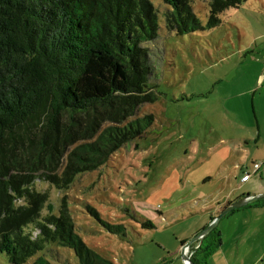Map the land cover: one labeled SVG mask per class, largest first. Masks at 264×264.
<instances>
[{
  "label": "trees",
  "instance_id": "obj_1",
  "mask_svg": "<svg viewBox=\"0 0 264 264\" xmlns=\"http://www.w3.org/2000/svg\"><path fill=\"white\" fill-rule=\"evenodd\" d=\"M161 1L160 16L150 0H0V253L10 264H54L53 247L72 251L75 264H113L83 242L64 199L55 214L33 187L68 189L151 128L152 114L137 115L159 99L149 44L160 23L176 36L208 31L247 0H209L204 24L189 0ZM220 244L215 228L192 262L206 264Z\"/></svg>",
  "mask_w": 264,
  "mask_h": 264
},
{
  "label": "rangeland",
  "instance_id": "obj_2",
  "mask_svg": "<svg viewBox=\"0 0 264 264\" xmlns=\"http://www.w3.org/2000/svg\"><path fill=\"white\" fill-rule=\"evenodd\" d=\"M150 1L160 16L168 7ZM189 1L204 24L209 0ZM220 18L219 26L185 36L160 23L159 39L149 44L154 67L149 82L159 99L137 115L154 116L146 134L97 170L79 175L68 189L35 181L34 190L48 195L55 214L63 199L68 203L83 242L113 264H182V241L206 228L212 205L262 194L254 182L233 180L239 171L232 166L240 163L251 175L253 159L264 165V136L257 150H246L242 142L246 123L256 121L254 93L255 112L264 123L263 91L255 84L264 74V0H247ZM252 177L261 183L259 174ZM87 208L103 222L123 225L125 234L107 232ZM145 220L155 228H142ZM53 248L54 264L77 262L72 251ZM0 264H10L3 253Z\"/></svg>",
  "mask_w": 264,
  "mask_h": 264
},
{
  "label": "crops",
  "instance_id": "obj_3",
  "mask_svg": "<svg viewBox=\"0 0 264 264\" xmlns=\"http://www.w3.org/2000/svg\"><path fill=\"white\" fill-rule=\"evenodd\" d=\"M255 84H260L262 88L261 90L263 91V93L259 97L261 99V103H264V74L259 75V77L256 79ZM249 91L252 92V89ZM251 106L256 121L254 122V124L252 122L246 123L247 127L242 142L246 150L249 149L250 146H255V150H257L259 149L258 145L262 141V136H264V123L256 115L255 112V93L253 94L251 99ZM225 154L228 159L230 154L228 153V151H225ZM247 154H249V152ZM260 160L261 159L259 158H255V160H252L251 168L253 172L250 175L249 181L247 182H241L240 180L241 177L244 176V173L248 172L247 169L243 168L240 163H233L232 168L237 169L239 171V174L233 176L232 179L236 180V182H239L244 186L254 182L253 186H257L260 188L257 193L263 194L264 165L258 162ZM254 164H259V168L257 170L253 169ZM255 174H259L261 183H259L258 180L253 179L252 176H254ZM229 175V173L228 176L224 175L227 176V181H229L230 179ZM220 191H222V189H220ZM220 191H218L219 195H221L223 192ZM246 196H254V194H247ZM246 196H239L232 200L230 198L228 200L226 198H222V202L215 204L217 206L213 207L212 205L213 213L211 214V218L217 217L216 213L219 211L221 212L226 206H228V203H233L234 201ZM214 201L218 202L219 200L216 199ZM217 229L220 234L221 244L208 257L206 264H264V204L256 206L249 205L230 213L220 220L217 225Z\"/></svg>",
  "mask_w": 264,
  "mask_h": 264
},
{
  "label": "water",
  "instance_id": "obj_4",
  "mask_svg": "<svg viewBox=\"0 0 264 264\" xmlns=\"http://www.w3.org/2000/svg\"><path fill=\"white\" fill-rule=\"evenodd\" d=\"M264 201V193L254 196H246L241 199H238L231 203L230 205L226 206L218 215L217 217L211 219L209 221V224L202 230L200 233L195 235L191 240H189L184 245H181V259L182 264H194L192 262V259L188 256H186L187 250H189L196 242H202V239L206 237L210 232H212L215 228H217L218 223L220 220L230 213L242 209L244 207H247L249 205H253L256 202Z\"/></svg>",
  "mask_w": 264,
  "mask_h": 264
},
{
  "label": "built area",
  "instance_id": "obj_5",
  "mask_svg": "<svg viewBox=\"0 0 264 264\" xmlns=\"http://www.w3.org/2000/svg\"><path fill=\"white\" fill-rule=\"evenodd\" d=\"M259 168V164H254L253 165V169L254 170H257ZM249 179H250V174L248 173V172H245L244 173V176H242L241 177V182H247V181H249ZM190 250V251H189ZM189 250H187V255H188V257H190V258H192V256H193V251H192V249L190 248Z\"/></svg>",
  "mask_w": 264,
  "mask_h": 264
},
{
  "label": "flooded vegetation",
  "instance_id": "obj_6",
  "mask_svg": "<svg viewBox=\"0 0 264 264\" xmlns=\"http://www.w3.org/2000/svg\"><path fill=\"white\" fill-rule=\"evenodd\" d=\"M200 245H201L200 242H196V243L191 247V249L194 251V250L198 249V247H199Z\"/></svg>",
  "mask_w": 264,
  "mask_h": 264
}]
</instances>
